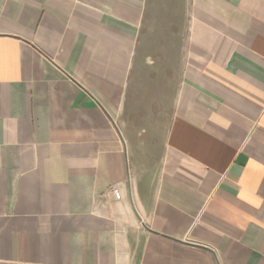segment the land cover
Wrapping results in <instances>:
<instances>
[{
    "label": "crops",
    "instance_id": "0c3cea01",
    "mask_svg": "<svg viewBox=\"0 0 264 264\" xmlns=\"http://www.w3.org/2000/svg\"><path fill=\"white\" fill-rule=\"evenodd\" d=\"M0 264H264V0H0Z\"/></svg>",
    "mask_w": 264,
    "mask_h": 264
}]
</instances>
